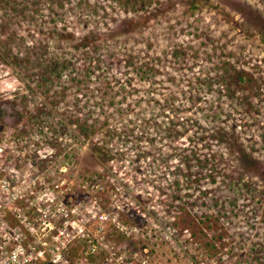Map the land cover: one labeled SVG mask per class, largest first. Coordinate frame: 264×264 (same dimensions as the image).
<instances>
[{
  "label": "rangeland",
  "instance_id": "rangeland-1",
  "mask_svg": "<svg viewBox=\"0 0 264 264\" xmlns=\"http://www.w3.org/2000/svg\"><path fill=\"white\" fill-rule=\"evenodd\" d=\"M261 36L264 0H0L10 221L70 240L69 264L96 239L146 264H190L179 240L264 264Z\"/></svg>",
  "mask_w": 264,
  "mask_h": 264
},
{
  "label": "built area",
  "instance_id": "built-area-1",
  "mask_svg": "<svg viewBox=\"0 0 264 264\" xmlns=\"http://www.w3.org/2000/svg\"><path fill=\"white\" fill-rule=\"evenodd\" d=\"M4 151L5 146L0 143V264H40L46 259H49L51 264H69L68 246L70 240L61 242L58 240L59 242L56 244L47 240H37L38 228L35 222L31 217L24 216L19 208L15 212L16 222L10 221L5 201L7 198L17 199L19 192L14 188L10 178L2 172V164H5L2 158ZM55 226L54 222H48L43 229L51 230ZM58 230H60L58 237H61L63 232L68 230V226L61 225ZM79 230L83 232L84 229L80 227ZM83 235L86 234L83 233ZM185 241L179 240L175 245L181 249L184 248L188 254L189 263L207 264V251H201L199 252L200 255L197 256L192 252L194 244H190L191 241ZM187 244H190L191 247ZM102 245L108 248V244L99 242L97 239L89 241L85 253L90 261L86 264H146L148 261V254H145L148 253L146 248H144V252L146 251L144 255L141 254L138 257L109 248L107 251ZM145 255L147 256L145 257Z\"/></svg>",
  "mask_w": 264,
  "mask_h": 264
},
{
  "label": "trees",
  "instance_id": "trees-1",
  "mask_svg": "<svg viewBox=\"0 0 264 264\" xmlns=\"http://www.w3.org/2000/svg\"><path fill=\"white\" fill-rule=\"evenodd\" d=\"M261 38L264 40V36H261ZM81 130L84 132V133H87L88 132V128L86 125H83Z\"/></svg>",
  "mask_w": 264,
  "mask_h": 264
}]
</instances>
